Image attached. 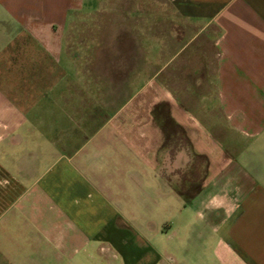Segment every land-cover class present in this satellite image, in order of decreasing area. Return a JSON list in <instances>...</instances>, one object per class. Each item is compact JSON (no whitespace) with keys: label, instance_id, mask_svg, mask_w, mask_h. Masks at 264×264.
Wrapping results in <instances>:
<instances>
[{"label":"crops","instance_id":"obj_1","mask_svg":"<svg viewBox=\"0 0 264 264\" xmlns=\"http://www.w3.org/2000/svg\"><path fill=\"white\" fill-rule=\"evenodd\" d=\"M104 1L0 0V264H264V0Z\"/></svg>","mask_w":264,"mask_h":264},{"label":"rangeland","instance_id":"obj_2","mask_svg":"<svg viewBox=\"0 0 264 264\" xmlns=\"http://www.w3.org/2000/svg\"><path fill=\"white\" fill-rule=\"evenodd\" d=\"M104 3H105V7L111 6L113 4H114V7H115V3H111L108 0L104 1ZM129 4L132 6L133 5V1L131 0ZM107 9L108 8H106L105 11H107ZM107 17L108 16H107L106 13L97 12V13L93 14L92 16L86 15V16H82V17L78 18L77 23H76V27H77L76 40L78 42L80 40L81 41H90V40H92L94 42L105 41L106 40L105 39L106 38V34L102 33L103 30L101 31V29H100L101 26L117 25L118 23L123 25L126 22H129L130 23L129 25L131 26L132 25V21H133L132 18H111V17L107 18ZM116 36H117V34L114 35V37H115L114 40H117ZM146 45H147V43H146ZM167 58H168V55H166L165 57H162L160 61L161 62L165 61V59H167ZM180 59H181V57L179 55L178 58H177V61L179 62ZM157 68H162V64L158 63ZM137 84H135V87H134L135 91L133 92V90H132L130 96H132L133 93L136 92V89H141L144 86H147L146 85L147 84V80L143 77V79ZM168 84H169V86H175L176 88H179V82H169ZM176 88L173 87L172 89L175 90ZM173 92L176 93L177 91H173ZM130 100H132L130 97H126V98L123 99V102L125 104L128 101H130ZM176 100L179 102L180 99L176 98ZM152 101H153V98L142 99V104L141 105L143 107L148 108L149 106H153ZM157 105H160L161 108H163L164 107V102H162L160 104H157ZM153 113L155 114L154 111H153ZM159 113H160V110H158V113L155 115V117H156L155 119L157 121H160V122L164 123L165 116H164V114H159ZM146 116H147V117H145L146 119L144 117L143 118H144V120L149 122L150 116L148 115V113H146ZM150 132H151L150 135L153 134V133L157 134V132L153 131V130H151ZM171 133H173V135H176V138L173 139V143L171 144V147L173 149H175L174 150V153H175L176 150H180V148H181L180 145L177 143L178 142L177 140L180 137V131L178 129L177 130L176 129L175 130L172 129ZM179 181H180V179H178V185H174V186H176V189H179V187H178L180 185ZM173 199H174V205L178 204V206L174 207V210H173L172 214H169L170 212H167V219L171 220L172 222H175L177 219L180 218V213H179V210H180L179 209L180 208L179 205L180 204L179 203L181 202V200H180V197L175 195V194L173 195ZM165 215L166 214L164 213L163 210L157 209L154 213H152L151 217L153 216L152 219H155L156 224H159L162 221H164L163 219L166 217ZM147 238H149V237L147 236Z\"/></svg>","mask_w":264,"mask_h":264}]
</instances>
